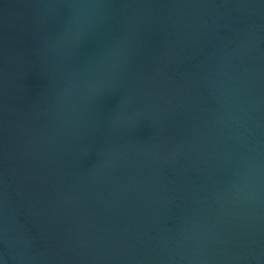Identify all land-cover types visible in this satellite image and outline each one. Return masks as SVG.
<instances>
[{
  "label": "water",
  "instance_id": "obj_1",
  "mask_svg": "<svg viewBox=\"0 0 264 264\" xmlns=\"http://www.w3.org/2000/svg\"><path fill=\"white\" fill-rule=\"evenodd\" d=\"M0 264H264V0H0Z\"/></svg>",
  "mask_w": 264,
  "mask_h": 264
}]
</instances>
